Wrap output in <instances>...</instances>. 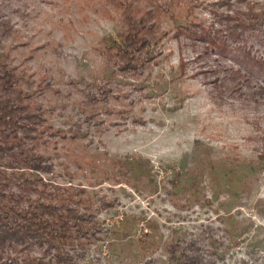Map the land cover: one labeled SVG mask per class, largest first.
<instances>
[{
  "label": "rangeland",
  "instance_id": "rangeland-1",
  "mask_svg": "<svg viewBox=\"0 0 264 264\" xmlns=\"http://www.w3.org/2000/svg\"><path fill=\"white\" fill-rule=\"evenodd\" d=\"M174 1L194 24L162 4L166 34L131 72L105 58L122 23L100 1L0 0L4 54L44 85L36 100L62 137L41 175L86 188L102 224L73 252L81 264L162 262L178 239L213 264H264V22L249 28L264 0Z\"/></svg>",
  "mask_w": 264,
  "mask_h": 264
},
{
  "label": "trees",
  "instance_id": "trees-1",
  "mask_svg": "<svg viewBox=\"0 0 264 264\" xmlns=\"http://www.w3.org/2000/svg\"><path fill=\"white\" fill-rule=\"evenodd\" d=\"M98 1L121 17L118 37H103L101 43L108 63L123 71L145 70V65L155 57L154 47L166 34L162 18L166 11L162 4L175 5L170 15L189 17L191 25L196 17L187 2ZM250 16L253 21L249 28L261 30L264 15ZM12 31L10 20L0 16V264H81L73 252L102 240V224L92 210L94 198L86 188L48 184L41 175L50 167L46 151L57 147L62 137L36 100L44 85L12 66L8 54H4L1 44ZM81 160L80 156L74 157L78 165ZM87 160L96 162L93 158ZM111 160L114 169L124 170L122 161ZM182 243L179 239L171 241L165 248L166 260L149 259L146 264H213L200 246Z\"/></svg>",
  "mask_w": 264,
  "mask_h": 264
}]
</instances>
